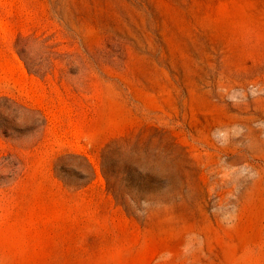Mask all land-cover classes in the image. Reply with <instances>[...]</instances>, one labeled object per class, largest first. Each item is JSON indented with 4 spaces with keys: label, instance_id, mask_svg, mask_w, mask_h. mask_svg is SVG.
<instances>
[{
    "label": "rangeland",
    "instance_id": "rangeland-1",
    "mask_svg": "<svg viewBox=\"0 0 264 264\" xmlns=\"http://www.w3.org/2000/svg\"><path fill=\"white\" fill-rule=\"evenodd\" d=\"M0 264H264V0H0Z\"/></svg>",
    "mask_w": 264,
    "mask_h": 264
}]
</instances>
